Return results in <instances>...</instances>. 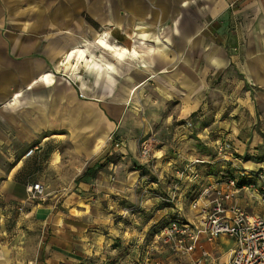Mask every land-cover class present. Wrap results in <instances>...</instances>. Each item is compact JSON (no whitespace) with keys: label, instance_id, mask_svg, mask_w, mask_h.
<instances>
[{"label":"crops","instance_id":"obj_1","mask_svg":"<svg viewBox=\"0 0 264 264\" xmlns=\"http://www.w3.org/2000/svg\"><path fill=\"white\" fill-rule=\"evenodd\" d=\"M99 36L139 54L119 58ZM76 47L85 60L68 67ZM210 97L219 103L202 113L219 132L251 116L253 98L264 101V0H0V264H96L121 232L142 239L186 209L200 187L184 175L173 189L164 169L176 160L148 162L139 145L146 124L167 135L153 151L165 153L171 134L188 145L175 131ZM160 164L161 175L149 177ZM30 181L43 184L39 201L26 199ZM169 189L181 201L174 208L161 201ZM129 201L141 208L129 211ZM237 201L260 211L246 192ZM13 212L41 236L30 257L32 243L10 236ZM199 243L189 264L202 247L224 264L234 245L225 235Z\"/></svg>","mask_w":264,"mask_h":264},{"label":"rangeland","instance_id":"obj_2","mask_svg":"<svg viewBox=\"0 0 264 264\" xmlns=\"http://www.w3.org/2000/svg\"><path fill=\"white\" fill-rule=\"evenodd\" d=\"M237 76L241 77L240 74H238ZM255 90L258 89L256 88ZM210 98L211 100L210 99L208 101L206 100V103L202 109L199 108L197 112L193 113L188 118L189 120L188 127L180 126L179 128H177V131H175L176 133H178V130H183V132L180 135L184 134L188 137H191L189 141L190 143L188 145H183V147H180V144L177 143V137L179 135L174 136L173 134H171V139L169 140L173 142L170 141L167 142L168 145L166 147V152L165 153L161 151L155 152L153 151V148L162 145L163 144L162 138L164 136L167 137V135L163 136L164 133H162L161 130L157 131V133L152 132L153 130L151 128H148L146 124V128H145L146 132L143 133L141 140L148 139L145 143V145H147V147L150 148L149 150L150 156L148 157V162H151L155 159L158 160H160L161 158L162 160L166 159L163 158V156H170L176 160L175 163L173 162L171 163V165L166 164L167 169H164L167 172V174L171 176L170 180H172L171 183H173L172 184L173 189H176V186L179 185V178H183L184 175L190 176L191 171L199 175L197 179L196 178L192 179L193 181L196 182V184H194V186L192 187V189L194 190V187L198 188L203 183H205V181L207 180L206 178L207 175L208 176L221 175L222 177H225V175L227 176V174L231 173L234 169V167L232 166V162H234L237 166H243V165L248 166L251 165V163H256V164L262 163L261 165L264 166V101L260 100L259 98H253V100L251 101L252 115L249 117L246 116L242 119L235 118L237 129H234L233 132L231 131L219 132V129L217 127H214L215 124L212 123L214 118L209 115H203L202 113L205 109L207 111L213 109L219 103L218 102L219 100L216 101L214 100L215 98L212 97ZM140 126L142 129L145 127L143 123ZM222 140H227L232 144V147L230 149L232 155L229 157L232 159V162L223 160L221 158L219 159L215 152L216 142ZM76 141L79 142L80 144L87 142L84 141L82 138H78V139L76 138ZM102 142L103 140L100 138H94L93 140V144H96V146L100 145ZM210 142L211 144H209ZM65 145H68L66 141L60 142L61 148L64 147ZM171 146L173 149L171 148ZM193 146L194 148H192ZM152 156L154 157L152 158ZM185 156L187 157L189 156L193 159L195 157L203 158L205 159V161L201 163H197L196 165H194L195 167H193L192 165V169H191V164L186 162L184 159L186 158ZM185 162L188 163L189 165L186 166L184 164ZM173 165L174 167L172 168ZM150 168L153 172H151L150 169L148 168L147 172L149 177L152 176L156 179L157 176L161 175L159 174V172L162 171L163 166L161 164L157 165L156 168H158V170L156 172L155 170H153L152 167ZM181 171L184 172L182 175L180 174ZM171 173H173V175H171ZM200 176H204V177L201 179ZM48 183L50 186L52 185V182H48ZM60 183H66V182H60ZM173 189H169L170 194H172L171 192L173 191ZM189 194L191 195L189 198L191 200L198 194V190L189 191ZM63 197L64 195H61V197L59 198L60 200L59 202L62 201ZM177 198H178L177 196H174V198H172V202L174 203L181 202L180 199L176 201ZM46 200L47 199H44V201ZM161 201L164 202V204L168 203L170 205L169 207L172 206V208H174V205H171L170 202H167L164 199H162ZM254 202L260 208L259 212L263 213V205L260 202L257 201ZM187 205L188 206L186 209L184 208L179 211V215H181L183 218L193 219L196 213L195 211L189 209V203ZM126 206L127 209H129L130 211L131 209H136L138 205L135 204L134 202L129 201V204H127ZM138 207H140V205ZM182 207L183 206H181V208ZM182 210H184V212ZM249 210L252 211L253 209H249ZM143 211L144 210H141L140 214H142ZM19 214H20L19 212L17 213L13 212L9 218V223H10L9 228L12 229L11 232L12 234L10 236L21 238L20 243L22 244L25 240L27 242L32 243L31 245H29L27 251L25 250L26 252L25 254H27V256L30 257L34 252L33 245L35 246V243H37L40 240L41 236L32 233H26V230L24 229V224L21 223L20 221L21 219L19 217L20 216ZM128 214L129 212L123 215L125 221L127 220L126 218H130L131 213L130 215ZM174 215L168 217V219L163 217L165 219L163 222L159 221L158 223L153 224V225L156 224L158 225L157 229L146 228L144 230L143 226H141L140 231L144 230L143 232L146 233L143 235L142 239H140L141 237L137 235L136 232L132 234L129 233L130 231H128V233L125 234L121 232L120 233L121 237H117V247L115 246L114 248H112L114 244L110 245L109 252L107 253L105 252V256H106L105 259L102 258L101 261L99 258L100 254L96 253V255L99 254L98 261H96V264H189L190 261L185 256H178L176 253H174L172 248L168 246V244L166 245L164 243H161L160 241L159 242L153 241L154 232L158 231L165 224H169L172 218L174 217ZM18 221L20 222L18 223ZM138 224H140V222ZM27 228L31 230V227H27ZM128 229L130 228L128 227ZM138 242L140 244L139 246H137ZM87 260L88 259H85L86 262ZM28 264H35V263H28ZM87 264H91V263L87 262Z\"/></svg>","mask_w":264,"mask_h":264},{"label":"built area","instance_id":"obj_3","mask_svg":"<svg viewBox=\"0 0 264 264\" xmlns=\"http://www.w3.org/2000/svg\"><path fill=\"white\" fill-rule=\"evenodd\" d=\"M147 140L143 139L140 143V155L143 158L150 156V148L145 145ZM231 147L232 144L227 140L216 142L218 158L232 162L229 158L232 155ZM32 152L31 148L26 155ZM203 161L205 159L195 157L190 164L196 165ZM232 166L234 169L227 176H208L200 186L198 194L189 202V208L196 213L193 219L183 218L177 212L169 224L154 232L153 241L168 244L178 256L186 257L200 244L201 236L213 242L217 236L225 235L233 240L234 245L229 249L224 264H264V167L251 169L249 166H237L234 162ZM183 173L180 172L181 175ZM198 176L191 171V179H197ZM25 191L28 200H39L45 193L39 181L27 182ZM242 192L248 193L253 201L260 202L263 213L250 211L249 207L241 205L237 198ZM171 193L164 200L172 202L175 193ZM200 252L192 264H217L206 248L202 247Z\"/></svg>","mask_w":264,"mask_h":264},{"label":"bare ground","instance_id":"obj_4","mask_svg":"<svg viewBox=\"0 0 264 264\" xmlns=\"http://www.w3.org/2000/svg\"><path fill=\"white\" fill-rule=\"evenodd\" d=\"M141 29V28H140ZM144 31V30H143ZM144 33V32H143ZM148 34V33H147ZM140 37H142V36H140ZM97 41L100 43V44H102L103 46H108L109 48H112V51L115 53V55L117 56V57H119V58H123L126 54H132L133 56H136V55H138L139 53L137 52V50L136 49H132V50H129V49H127L125 46H121L120 44H117V43H115V44H109V43H107L106 42V40L103 38V37H101V36H99L98 38H97ZM94 53V52H93ZM93 57V56H92ZM73 58H75L76 59V62L79 60V59H83V60H85V51H84V49L83 48H81V47H76V48H74L70 53H69V55H68V57H67V66L69 67V66H72L71 65V61H72V59ZM125 58V57H124ZM96 59V58H95ZM99 60V59H98ZM102 61H104V60H102ZM106 65H107V67L109 68V69H111V68H113V66L114 65H112L110 62H104ZM115 71V70H114ZM46 76V75H45ZM48 76V75H47ZM46 76V77H47ZM100 138V137H99Z\"/></svg>","mask_w":264,"mask_h":264},{"label":"trees","instance_id":"obj_5","mask_svg":"<svg viewBox=\"0 0 264 264\" xmlns=\"http://www.w3.org/2000/svg\"><path fill=\"white\" fill-rule=\"evenodd\" d=\"M165 198H169V197L165 196L164 199H165Z\"/></svg>","mask_w":264,"mask_h":264}]
</instances>
